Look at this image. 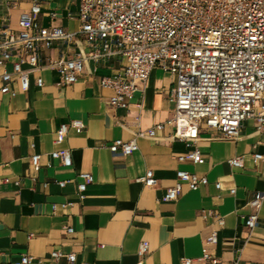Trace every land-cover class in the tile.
Wrapping results in <instances>:
<instances>
[{"label":"crops","instance_id":"crops-1","mask_svg":"<svg viewBox=\"0 0 264 264\" xmlns=\"http://www.w3.org/2000/svg\"><path fill=\"white\" fill-rule=\"evenodd\" d=\"M35 1L40 26L79 30L77 0H17L10 7L0 0V17L18 30L19 15ZM80 49L88 50L80 34L43 48L28 89L21 90L13 79L9 86L15 95L0 92V264H21L23 255L32 258L30 264H185L182 258L204 264L198 259L203 247L223 264L236 257L245 264H264V199L257 224L251 230L244 224L254 192L264 190V133L257 130L256 118L244 120L235 139L221 138L218 130L201 123L195 144L174 138L173 127L164 124L152 137L138 135L130 155H114L107 148L112 140H129L171 117L175 77L155 66L127 107L113 106L100 78L119 72L123 58L89 61L66 85H59L57 72L47 66L48 59L70 58ZM11 70V62L0 65V88L1 74ZM72 119L84 123L82 132L69 129L57 143L58 127ZM194 146L202 163L177 160ZM65 148L71 154L69 167L50 156ZM255 152L262 155L256 162ZM34 154L38 167L31 163ZM234 156L243 157L241 167L228 163ZM148 169L157 180L153 187L138 181ZM179 169L208 182L192 190L184 183L175 200H163ZM82 172L91 173L93 182L80 200ZM213 231L217 241L207 244ZM141 241L148 243L143 256L138 255ZM53 251L63 256L53 258ZM68 254H74L73 262Z\"/></svg>","mask_w":264,"mask_h":264},{"label":"built area","instance_id":"built-area-1","mask_svg":"<svg viewBox=\"0 0 264 264\" xmlns=\"http://www.w3.org/2000/svg\"><path fill=\"white\" fill-rule=\"evenodd\" d=\"M7 7L17 0H1ZM77 32H68L58 26L42 27L37 22L40 5L33 2L19 15L20 29L8 27L6 18L0 17V65L11 62V72L3 71L1 93L15 95L9 86L18 80L21 90L29 87V74L40 67L41 52L57 42L69 41L80 34L88 48L80 49L70 58L48 59L47 66L55 70L58 84L75 82L82 67L89 61L98 62L113 57L123 58L125 64L117 73L102 76L100 85L111 91L109 103L127 107L133 93L147 80L151 70L160 66L174 75L175 83L170 90L174 110L170 118L145 132H138L129 140L114 139L107 148L112 154L130 155L137 149L136 137L142 133L152 137L155 129L164 124L173 127L172 136L195 144L199 138V126L218 130L221 138L235 139L239 136L242 122L256 118L257 130L264 133V0H77ZM54 16V14H51ZM27 64L28 68H23ZM37 86L43 84L36 79ZM84 123L72 119L57 129L56 142L60 143L69 129L82 132ZM51 158L59 159L63 166H71L68 148L52 151ZM186 158L202 163L199 149L194 146L185 154L178 155L179 162ZM253 161L262 158L253 153ZM31 163L38 167L39 155L31 156ZM231 166L241 167L242 156L228 159ZM77 196L84 198L87 184L93 182L89 172L79 174ZM147 187L157 180L152 170L138 178ZM208 182L205 176L185 170L176 171V182L167 188L163 200H175L183 188L195 189ZM63 187L65 182L58 181ZM219 189L220 183L215 182ZM235 190L232 189L231 193ZM264 199V190L254 192L249 201L250 213L245 227L251 230L258 221V211ZM70 204V203H67ZM55 209V205H52ZM219 218V223L222 224ZM68 227L67 232H72ZM217 241L213 231L207 244ZM148 251V243L141 241L138 255ZM237 251H239L237 249ZM53 258L63 256L51 252ZM73 262L74 254L65 255ZM204 264H223L207 247L198 258ZM32 258L21 257V264H30ZM190 264V258H182ZM231 264H245L236 257Z\"/></svg>","mask_w":264,"mask_h":264}]
</instances>
